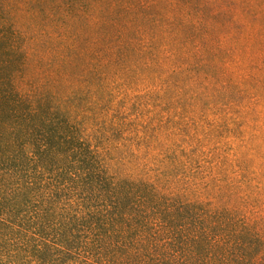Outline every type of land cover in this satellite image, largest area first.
<instances>
[{"label":"rangeland","instance_id":"obj_1","mask_svg":"<svg viewBox=\"0 0 264 264\" xmlns=\"http://www.w3.org/2000/svg\"><path fill=\"white\" fill-rule=\"evenodd\" d=\"M22 10L43 76L99 148L105 189L134 182L158 220L169 204L174 225V213L216 214L264 233V0H22Z\"/></svg>","mask_w":264,"mask_h":264},{"label":"trees","instance_id":"obj_2","mask_svg":"<svg viewBox=\"0 0 264 264\" xmlns=\"http://www.w3.org/2000/svg\"><path fill=\"white\" fill-rule=\"evenodd\" d=\"M22 11L0 0V264H264V233L245 217L174 213V225L134 182L105 189L99 148L43 76Z\"/></svg>","mask_w":264,"mask_h":264}]
</instances>
